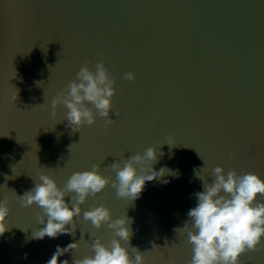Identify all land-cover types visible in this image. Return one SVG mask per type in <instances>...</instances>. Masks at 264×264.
<instances>
[{"label": "water", "instance_id": "obj_1", "mask_svg": "<svg viewBox=\"0 0 264 264\" xmlns=\"http://www.w3.org/2000/svg\"><path fill=\"white\" fill-rule=\"evenodd\" d=\"M98 62L116 80L113 122L97 117L74 132L50 101ZM129 71L135 80L124 79ZM149 146L164 153L154 167L178 177L147 182L134 202L109 185L82 207L130 218L129 244L145 264H188L192 246L175 229L202 190L195 171L264 177V0H0V200L10 210L0 264H46L58 245L79 241L59 257L73 264L97 238L108 243L111 231L82 217L75 235L33 239L42 210L20 196L41 174L63 187L100 165L114 178L112 163ZM240 264H264V242Z\"/></svg>", "mask_w": 264, "mask_h": 264}, {"label": "clouds", "instance_id": "obj_2", "mask_svg": "<svg viewBox=\"0 0 264 264\" xmlns=\"http://www.w3.org/2000/svg\"><path fill=\"white\" fill-rule=\"evenodd\" d=\"M135 78L134 72L124 74L126 80ZM115 84V78L103 62L96 63L94 70L85 64L76 72L75 79L51 99V114L55 116L62 105L66 109L63 120L74 132L94 125L97 117L111 124ZM163 155L159 147L149 146L143 152L112 163L114 178L104 175L100 165H93L90 169L73 172L63 187L52 177L41 174L35 179L34 187L20 196L24 207L36 205L42 210L43 216L38 217V222L43 227L33 232L32 238L75 235V221L82 217L94 228L106 226L112 239L104 243L97 238L91 245L92 255L75 260L73 264H145L144 254L129 244L132 236L130 218H113L111 210L104 204L89 209L82 206L89 197L96 196L109 185L117 197L134 202L147 182L157 180L166 184L169 182L167 177H178V171L166 165L159 169L154 167ZM195 176L202 182V190L194 194L197 202L187 211L188 220L184 226L175 229L176 232L183 231L186 242L192 246L188 264H240L242 254L264 242V177L252 172L226 171L221 166L208 169L206 165L195 171ZM69 194L70 202L65 199ZM9 212L0 200V235L8 231L6 217ZM78 244L79 241L65 247L58 245L46 264H68L59 261V257Z\"/></svg>", "mask_w": 264, "mask_h": 264}]
</instances>
